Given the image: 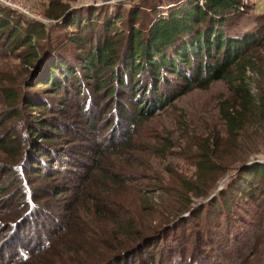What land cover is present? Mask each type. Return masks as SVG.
<instances>
[{"label": "trees", "instance_id": "16d2710c", "mask_svg": "<svg viewBox=\"0 0 264 264\" xmlns=\"http://www.w3.org/2000/svg\"><path fill=\"white\" fill-rule=\"evenodd\" d=\"M174 4L175 9L168 17L156 18L160 13L149 3L133 9L126 29L121 32L116 21L98 19L95 22L96 10L89 12L85 25L84 17L76 19V13L69 14L63 25L72 32L76 30L66 39L69 46L74 47L72 50L79 53H74L73 61L59 57L52 46L42 56V42H51L46 38L45 28L28 21L23 27L22 20L11 19L14 12L0 6V16L4 15L0 17V32L8 34L7 51L19 52L18 56L24 58L29 69L43 59V68L35 74L33 83L27 85L29 93L23 96L14 87L3 91L7 112L0 129L6 128V132L0 134V149L11 161L9 186H15L18 193L24 194L28 203L19 206L9 199L3 200L0 239L4 236L5 243L1 245V264H166L168 261L169 264L172 261L173 264H198L200 259L206 258L207 264H217L214 257L208 255L210 249L225 252V255L235 251L242 261L248 244L262 233L264 221L249 225L236 213L235 203L237 199L255 198L257 190L261 189L260 181L264 180V165L255 164L244 172L241 184H232L228 194H220L221 203L217 197L213 199L209 206L212 213L205 206L190 210L191 202L187 203L183 212L190 210L191 215L169 229L177 226V233L172 236L164 229L161 234L157 227L150 229L143 221L123 224L121 218L114 215L116 204L97 195L98 188L106 181L123 183L117 174L101 168L107 154L125 150L140 124L173 106L177 99L225 81L241 97L242 112L246 113L251 106L246 70L254 64L262 44L257 42L256 35H231L241 15L238 11L242 0H203L202 5L199 0H189L182 5ZM145 8L151 16L143 10ZM70 9V5H61L47 16L50 20H64ZM121 18L120 14L118 19ZM66 46L62 43V50ZM237 80L240 83L235 87ZM68 88H72L73 95L68 96ZM83 93H86V101L80 98ZM57 95L58 102H50L49 98ZM255 105L259 109L264 107V100ZM33 112L40 115L33 117ZM71 113L85 122L81 129L75 130L70 125L72 121L68 116ZM221 114L232 133H239L247 121L250 122L244 113L235 112L234 107L227 105ZM23 120L27 132L20 133L17 124ZM106 132L109 135H104ZM62 136H73L75 139L70 141L79 144L70 147L68 152L60 151L56 163L47 146L57 147ZM77 154L84 160L79 161V168L84 171L79 183L73 189L57 188L51 194L53 200L57 201L56 198L66 192H79L87 199L91 213L118 225L92 232L80 214L81 207L73 202L64 206L65 214L57 219L60 221L55 219L38 231L33 220L36 215L46 214L47 205L33 203L32 180L23 174L46 176L47 168H57L58 176L73 174L69 170ZM95 169L98 177L90 179L88 184V177H92ZM215 169L210 159H204L198 166L202 175ZM44 189H38L37 194L41 196L39 193H44ZM187 190L196 196L204 195L194 189ZM0 193H3L2 188ZM30 222H33L35 234L26 231ZM187 224L190 228L178 231ZM148 228L150 230L145 232ZM46 232L49 235L43 238ZM225 233L231 236L227 244L220 238ZM31 234L36 239L31 238ZM169 241L173 245H167ZM185 246L188 251L183 249ZM4 250L8 253L4 254Z\"/></svg>", "mask_w": 264, "mask_h": 264}, {"label": "rangeland", "instance_id": "374dc122", "mask_svg": "<svg viewBox=\"0 0 264 264\" xmlns=\"http://www.w3.org/2000/svg\"><path fill=\"white\" fill-rule=\"evenodd\" d=\"M188 1L0 0V6L14 12L11 19L22 20L23 27L28 21L32 24H40L45 28L46 38L50 39L51 42L48 40L42 42L40 46L42 56L43 53H48L49 46H52L51 48L56 50L58 56L60 55L59 57H67L68 60L73 61L74 53L76 55L79 53L77 50H72L74 47H70L66 39L69 35L76 33V30L72 32L71 28H66L63 25L70 17L69 14L76 13L74 15L76 19L84 17L85 23L83 25H85L89 12L96 10L95 22L98 19L116 21V26L121 32L126 29L129 14L133 9L141 6L146 7L149 3L160 13L156 18L159 16L168 17L175 9V2L182 5ZM199 2L201 5L203 4V0H199ZM66 4L70 5L71 9L64 20L57 21L48 18L47 15L50 11L60 9L61 5ZM143 10L151 16L149 10L146 8ZM120 14L121 20L118 19ZM240 14L239 19L235 21L231 35L233 37L256 35L257 42L262 44L254 57V64L246 70L245 78L251 96L250 108L247 109L246 113L242 112L241 97L231 90L227 82L218 81L208 89H197L177 99L173 106L163 109L150 120L140 124L132 136V142L126 146L125 150L108 153L101 168L117 174L123 183L116 184L114 181H106L98 188L97 195L101 194L111 201L110 204H116V209L113 208L114 215L119 216L123 224L129 222L138 224L143 221V224L150 229L157 227L156 230L161 229L160 234L164 229L166 234L172 236L177 233V226L173 230L169 231V229L177 225L181 219L185 217L189 219L191 209L195 210L205 206L207 211L212 213L213 210L209 206L213 199L217 197L216 199L221 203L220 194H228V188L232 184L233 186L241 184L244 172L250 170L255 164L264 165V107L259 109L255 105H260L264 100V0H250L249 5L245 8V13ZM7 41L8 34H1L0 32V123L3 115L7 112L3 91L14 87L25 96L29 93L27 85L33 83L35 74L43 68L42 59L35 68L29 69L24 58L18 56L19 52L7 51L6 48L9 45ZM62 43L67 45L63 50L61 48ZM42 47L45 48L44 51H42ZM239 75L237 73L236 77ZM239 83L240 81L237 80L234 86L238 87ZM68 91H70L68 96L73 95L72 88H68ZM83 94L84 96L81 95L80 98L82 101H86V93ZM51 97L53 98H49L50 102H58L59 95L56 96L57 98ZM225 105L234 107L235 112L244 113V116L250 120L239 133H232L223 120L221 112ZM33 115V117H38L40 114L33 112ZM76 116L77 114L71 113L68 118H71L69 121H72L70 124L72 128L78 130L84 126L85 122ZM17 125L20 133L27 132L25 120L18 122ZM10 126L8 124V129H11ZM5 130L6 128L0 129V134H4ZM104 135H109V132ZM62 138L57 141V147L47 146L52 151V160L56 163L60 159V151L68 152L70 147H78L79 144V142L70 141L75 139L73 136H62ZM32 156L34 158V155ZM204 159H210L216 165V169L206 175H202L198 170V166ZM73 161L75 164H72L73 167L69 170L73 174L70 175H56L57 168H47V175H41V177L38 174H23V177L26 176L27 179L32 180L30 186L31 192L34 194L33 203H45L47 205L46 214L34 215L33 222L37 224V230H42V226L47 227L52 221L62 217L65 214L64 206L72 205L73 202L81 207L80 214L89 223L92 232L103 228L108 230L115 228L118 224L108 218L101 220L100 217L91 213L87 199L83 198L79 192H66L62 196H58L57 201L53 200L51 194L57 188L68 189L70 187L73 189L79 183V177L84 173L79 168V161L84 160L80 154H77V158ZM10 163L8 155L0 149V189H3V193H0L1 214L4 212L2 205L5 199H9V202H13V204L19 203V206L28 203L24 194L18 193L15 186H12L13 188L9 186L8 169ZM76 163L78 164L74 167ZM52 174L56 176L47 178ZM91 175L92 177H88V184L91 182L90 179L95 180L98 177L97 170L93 171ZM92 186L90 188L91 194H93ZM41 188L45 189L44 193H39L41 195L39 196L37 191ZM189 188L204 195L196 196L194 193H189L187 190ZM260 188L257 190L254 199L248 197L243 201L237 199L235 203V211L240 219L246 220L251 226H255L260 220L264 221V180L260 181ZM189 202H191L190 210L183 212ZM48 212L51 213L48 214ZM33 222H30L28 229H26L29 234L30 231H36ZM261 227L262 233L248 244L244 260L239 261L235 251H229V254L225 255V252L222 254V252H215L210 249L208 255L214 257L213 261L217 264H264V222ZM149 228L145 232L150 230ZM183 228L188 229L190 226L189 224L184 225L178 231ZM11 232H7V234L11 235ZM48 233L46 232L43 238L48 236ZM34 234H31V238L36 239ZM3 237L0 239V252L3 248L1 245L5 243ZM220 238H222L223 243L227 244L231 236L229 237L225 233L224 237L221 236ZM170 244L173 245L171 241L167 245ZM110 245H115V243ZM183 249L188 251L186 246ZM6 253L8 251L4 250V254ZM206 259H200L198 264H207ZM171 263L173 264V261ZM166 264H169V261Z\"/></svg>", "mask_w": 264, "mask_h": 264}, {"label": "built area", "instance_id": "2783aa9c", "mask_svg": "<svg viewBox=\"0 0 264 264\" xmlns=\"http://www.w3.org/2000/svg\"><path fill=\"white\" fill-rule=\"evenodd\" d=\"M249 3H250V0H242V5H241L238 13H245V8L247 5H249Z\"/></svg>", "mask_w": 264, "mask_h": 264}]
</instances>
